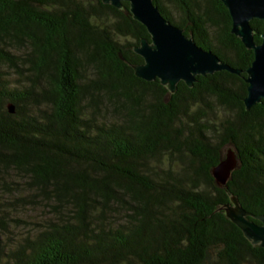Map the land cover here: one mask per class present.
Returning <instances> with one entry per match:
<instances>
[{"label": "trees", "instance_id": "obj_1", "mask_svg": "<svg viewBox=\"0 0 264 264\" xmlns=\"http://www.w3.org/2000/svg\"><path fill=\"white\" fill-rule=\"evenodd\" d=\"M152 4L240 74L196 76L171 94L133 76L148 35L127 3L0 0V231L21 223L15 211H40L0 244V264H264L219 210L231 196L264 217V100L241 103L251 51L220 0ZM249 25L258 44L262 23ZM225 148L236 167L218 188L209 170Z\"/></svg>", "mask_w": 264, "mask_h": 264}, {"label": "water", "instance_id": "obj_2", "mask_svg": "<svg viewBox=\"0 0 264 264\" xmlns=\"http://www.w3.org/2000/svg\"><path fill=\"white\" fill-rule=\"evenodd\" d=\"M121 2L127 3V12L132 20L140 24L148 35V41L141 39L132 49L142 60L140 65L130 67L135 78L144 82L157 80L172 94L178 82L191 88L196 76L204 77L220 71L235 76L240 74L239 70L222 63L211 52L203 51L190 37H185L181 30L166 22L152 0H101L102 4L115 9H121ZM220 3L229 18V33L239 39L244 49L252 54V60L242 78L246 87L241 103L247 111L264 100V0H220ZM251 20L262 23L258 44L252 39L253 31L249 25ZM5 108L8 114L13 113L10 103ZM235 167L233 151L230 148L223 149L217 164L209 170L215 186L222 188ZM228 200L229 204L219 207V210H223L222 215L240 230L253 248L264 249V217L249 215L231 196Z\"/></svg>", "mask_w": 264, "mask_h": 264}, {"label": "rangeland", "instance_id": "obj_3", "mask_svg": "<svg viewBox=\"0 0 264 264\" xmlns=\"http://www.w3.org/2000/svg\"><path fill=\"white\" fill-rule=\"evenodd\" d=\"M163 7L167 14L171 17L174 22L179 21L178 13L169 5L163 2ZM213 105V104H212ZM213 111H215L213 117V122L216 124H221L222 121L226 118L225 114L220 110H217L215 105L210 107ZM217 110V111H216ZM11 211V210H9ZM13 215L12 211L10 212ZM14 214L18 217L21 223L15 227H8L4 232L0 231V244H8L12 239H20V237L24 236L28 231L35 228V224H39L40 219V211L31 209L26 207L22 210H17Z\"/></svg>", "mask_w": 264, "mask_h": 264}]
</instances>
